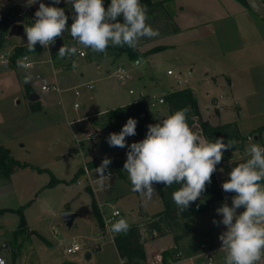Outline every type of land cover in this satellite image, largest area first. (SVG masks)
<instances>
[{"label": "rangeland", "instance_id": "374dc122", "mask_svg": "<svg viewBox=\"0 0 264 264\" xmlns=\"http://www.w3.org/2000/svg\"><path fill=\"white\" fill-rule=\"evenodd\" d=\"M16 1L0 0V11L10 10L16 15L0 53L3 49L12 52L14 46L28 43L25 28L35 22L41 2L65 10L69 19L61 38L64 45H75L78 51L74 56L60 57L59 52L51 55L45 46L28 53L32 66L27 70L17 65L21 57L14 62L10 59L7 67L0 64V144L21 164L9 179L0 174V209H3L0 256L6 264H57L67 259L78 260L79 264H122L113 235L103 226V221L116 208L128 224L142 222L162 210L163 205L156 191L151 199L133 192L127 172L120 175L115 169L120 163L110 165L108 170L115 173L110 181L100 180L95 172L98 167L88 168L94 190L80 168L93 158H113L126 150L127 147L109 146L106 138L112 132L97 122L95 115L140 97H159L188 87L195 93L201 119L214 125L221 122L235 125L238 140L233 148L223 152L215 171L222 204L227 201L232 206L236 194L225 193L222 184L229 179L233 167L249 159L247 146L258 143L264 148V19L261 16L236 0H152L159 6L146 10V24L158 35L142 37L138 43L144 51L150 46L164 47L131 59L124 52L118 54L111 42L106 53L76 44L70 34L74 11L67 0H61L58 5L53 0H37L31 11L25 9L26 0ZM118 20L122 23L123 17ZM19 25L23 33L17 32ZM172 29L175 31L171 34ZM80 51L85 56H80ZM119 65L128 72V79L118 80L115 72ZM168 70L186 82L176 83ZM29 75L31 81L25 83V76ZM41 78L54 83L60 91L41 90ZM88 82L93 84L92 89L84 86ZM75 88L80 92L78 96L74 94ZM30 92L37 99L32 100ZM75 102L79 107H74ZM160 108L161 104L149 106L155 113ZM88 121L99 123L102 128H92ZM193 128L194 133L202 136L198 124ZM93 130H99L100 136L89 141L86 135ZM130 139L131 136L126 137L127 145ZM78 179L80 184L76 182ZM260 183L264 186V180ZM20 208L27 229L14 237ZM216 209L212 207L194 217L180 219L177 231H184L183 224H188L185 228L188 235L175 252L181 251V257L198 254L176 264H208L202 243L214 247L209 254L210 264H225L226 253L215 248L227 228L218 227L220 232L214 233L217 226L213 220L223 219ZM243 211L241 207L237 215ZM66 212L74 213L71 226L62 219ZM31 229L49 241L50 246L31 234ZM73 242L81 249L66 253L64 249ZM172 243L171 235L147 241L148 264L152 260L151 252ZM56 256L60 259H53ZM260 264H264V256Z\"/></svg>", "mask_w": 264, "mask_h": 264}, {"label": "clouds", "instance_id": "9594fccd", "mask_svg": "<svg viewBox=\"0 0 264 264\" xmlns=\"http://www.w3.org/2000/svg\"><path fill=\"white\" fill-rule=\"evenodd\" d=\"M37 0H26L25 7H31ZM61 0H53L60 4ZM71 4L74 15L70 34L76 44L90 48L93 52L106 53L112 46L127 45L135 49L142 37H154L158 32L146 24V9L140 0H111L107 9L104 0H67ZM123 17V22L118 18ZM69 17L65 10L55 6L39 3L35 12V22L25 28L29 52L35 51L36 45L42 47L52 44L57 37L67 30ZM78 48L64 45L59 49V56H74ZM83 53H81L82 55ZM27 55L17 61L18 67L25 70L31 68ZM77 65L73 62V67ZM31 76H25V83ZM186 110H178L163 121L149 124L146 138L140 142L127 145L126 137L136 135L137 120L129 118L119 133H111L107 138L110 147L128 148L124 171L132 184V191L141 197L151 199L155 189L154 183H162L166 187L180 184L173 192L172 199L181 212L187 210L192 202L197 201L211 183L216 166L223 159V152L231 149L236 141L217 139L209 142L194 133L186 122ZM223 150V151H222ZM249 156L246 162L234 167L229 179L222 184L225 193H235L232 206L225 201L216 209L220 221L227 231L219 239L222 242L220 251L226 253L225 264H257L264 256V148L258 143L245 148ZM111 159L105 157L101 165L95 169L100 180L106 177ZM245 211L237 215V210ZM235 221V222H234ZM127 222L120 219L111 225L115 233L126 231Z\"/></svg>", "mask_w": 264, "mask_h": 264}, {"label": "trees", "instance_id": "16d2710c", "mask_svg": "<svg viewBox=\"0 0 264 264\" xmlns=\"http://www.w3.org/2000/svg\"><path fill=\"white\" fill-rule=\"evenodd\" d=\"M241 3L245 8L251 10L247 0H236ZM264 5V0H260ZM111 0H104V6L110 5ZM141 6L146 10L149 7L159 6V3L152 0H140ZM15 13L9 11H0V47L2 46L6 33L13 23ZM175 31V29H172ZM117 50V53H126L129 58L136 59L144 54L151 53L162 49L163 45L152 47L147 51H141L139 49V43L135 49L124 46H111ZM42 46L37 44L35 51L41 49ZM30 53L27 50L26 44L16 45L10 55V59L14 62L16 59L28 55ZM164 104L167 108V114L161 118H155L152 111L149 109V104L145 100H134L126 105L117 106L107 110L102 117L104 126L109 128L112 133H119L123 126L127 123L129 118L137 120L136 135L131 145L134 142H140L146 138L149 124H157L163 121L168 116L174 114L178 110H186V122L193 131V125L197 123L199 125L202 137L209 142H215L217 139H223L225 144L228 141H237L238 132L235 125L231 122L224 124L212 125L207 120L200 118V112L197 104L196 97L192 89L185 87L176 90H172L163 95ZM128 148L121 153H118L111 159L112 162L122 163L121 158L124 153H127ZM104 158H93L86 162L87 168L99 167ZM245 161H241L243 163ZM239 163V164H240ZM112 164V163H111ZM110 164V165H111ZM21 164L15 160L8 148L0 144V174H3L6 179H9L11 174ZM109 165V167H110ZM234 168V167H233ZM116 171L121 175V166L118 168L115 166ZM80 171L84 172V168H80ZM154 189L163 205L162 210L156 212L146 218L142 222H136L128 225L126 231L119 232L113 237V243L116 247L119 257L122 260V264H147L146 251L144 248V242L146 239H152L158 236H162L168 233L173 234L175 242H178L182 237L188 235L186 227L188 224H183L184 231L179 230L180 219L191 218L200 213L209 210L212 207L219 208L222 205V191L218 184L215 172L212 174L211 183L206 184V190L202 193L201 197L192 202L189 208L183 212L179 210L177 205L172 199L173 192L177 191L181 185L173 184L166 187L162 183H154ZM93 206L95 207L94 200ZM3 209H0V211ZM9 210H12L9 208ZM20 214V220L17 229L13 232L15 237L17 234L24 232L27 229L26 222L24 220L21 208L18 209ZM100 220V218H99ZM31 234H34L38 239L45 243L46 246H50V242L47 241L37 231L31 229ZM144 234L147 236L144 238ZM165 253H163L164 256ZM15 256H13L14 258ZM57 264H79L71 260H62Z\"/></svg>", "mask_w": 264, "mask_h": 264}, {"label": "built area", "instance_id": "2783aa9c", "mask_svg": "<svg viewBox=\"0 0 264 264\" xmlns=\"http://www.w3.org/2000/svg\"><path fill=\"white\" fill-rule=\"evenodd\" d=\"M18 15L20 16L21 14L18 13ZM81 53H83V54L81 55ZM79 54H80V56H85V53L83 51H80ZM22 57H24V56H22ZM25 62L31 64V62L29 61V59L27 61H25ZM9 63H10V53L7 52V51H3L0 54V64L3 67H7L9 65ZM115 73H116V76H117L118 80H125V79H128L129 78L128 72L121 65H119L116 68V72ZM167 73L168 74H172V71L171 70H168ZM41 81H42V83H41V90L47 91V90L55 89L57 91H60L58 89V87L55 86L54 83H48L45 80V78H41ZM84 86L87 89H92L93 88V84L90 83V82L84 84ZM129 92L132 93V90H130ZM74 93H75L76 96L80 94V92H79V90L77 88L74 89ZM138 100H145V101H147L148 104H149V106H151V107H154L155 105L164 102V98L163 97H156L154 99H145V98L140 97V99H138ZM74 107L75 108L79 107V103L78 102H75L74 103ZM99 136H100V132L95 131V132L89 133L87 135V138H89V139H92L93 138L94 139V138L99 137ZM83 168H84V173L89 178V175H88L89 169L86 167L85 162H84ZM104 175L105 176H108V177H106L104 179L106 181H110V180H112L115 177V173L112 172V171H110V170L106 171ZM89 181H90V184L93 183V181L90 178H89ZM104 187L106 188V187H108V185H104ZM120 219H122V212L119 209L114 208L112 210L110 216L103 221V226L106 228V230L109 233H111L113 235V237L116 234H118V233H115V232H113L111 230V225L114 224L116 221H118ZM127 225H129V224L127 223ZM113 237H112V239H113ZM201 248L207 249V244L202 243L201 244ZM221 248H222V242L220 241L217 244L216 249L217 250H221ZM80 249H81V246L77 242H73L71 245L67 246L64 250H65L66 253H74V252L79 251ZM209 252H210L209 250L206 251V254L208 256V261H209L208 264H210L211 261H212V257H211V255H209L210 254ZM0 264H6L5 263V260H4V258L2 256H0ZM150 264H163L162 263V257H161V255L158 254V255L153 256V259L150 262ZM257 264H260V261H258Z\"/></svg>", "mask_w": 264, "mask_h": 264}, {"label": "crops", "instance_id": "0c3cea01", "mask_svg": "<svg viewBox=\"0 0 264 264\" xmlns=\"http://www.w3.org/2000/svg\"><path fill=\"white\" fill-rule=\"evenodd\" d=\"M16 1V0H15ZM16 3H17V1H16ZM19 4V3H18ZM21 5V4H20ZM25 8V7H24ZM27 11L29 10V11H31V9H30V7H26L25 8ZM22 15V14H21ZM20 15V16H21ZM18 16V15H17ZM19 17V16H18ZM15 18V17H14ZM14 20V19H13ZM171 34H172V32H171ZM141 46H139V49H141L140 48ZM153 46H150V48H152ZM143 48V47H142ZM150 48H148V49H150ZM3 51H7V50H5V49H3L2 51H1V53L3 52ZM141 51H144V50H141ZM8 52V51H7ZM0 53V54H1ZM10 53V55H11V53L12 52H9ZM52 55V54H51ZM27 57H28V55H27ZM22 59H23V57H21ZM17 61V60H16ZM31 65H32V63H31ZM172 74L174 75V73L172 72ZM172 74H170V75H172ZM38 76V75H37ZM130 77V76H129ZM174 78H175V82L176 83H185L186 82V80H184L183 82H182V80L179 78V76H177V75H174ZM27 88H28V86H27ZM180 89V88H179ZM174 90H176V89H174ZM172 91V90H171ZM169 92V91H168ZM130 93V92H129ZM133 93V92H132ZM194 93V92H193ZM31 94H33V93H31L30 92V95ZM75 94V93H74ZM194 95H195V93H194ZM36 96V95H35ZM78 96V95H77ZM159 97H163V96H159ZM154 98H156V97H151V98H147V99H154ZM35 99H37V96H36V98ZM34 99V100H35ZM40 103V102H39ZM129 102H127V103H125V104H122V105H126V104H128ZM159 104H161L162 105V108H160L159 109V112L158 113H155V112H152L153 114H154V116H155V118H161V117H164L166 114H167V108H166V106H165V104H164V102L163 103H159ZM122 105H119V106H122ZM158 105V104H157ZM157 105H155L154 107H156ZM40 107H41V105H40ZM42 108V107H41ZM112 108H114V107H112ZM111 109V108H110ZM107 110H109V109H105V110H101V111H98L97 113H96V115L95 116H98V119L96 120L97 122L98 121H100L101 123H103V118L104 117H102V115L107 111ZM93 115V114H92ZM100 117V118H99ZM203 120V119H202ZM208 121V120H207ZM210 123V122H209ZM224 123H228V122H221V123H219V124H224ZM197 124V123H196ZM87 125L88 126H91L92 128H96V129H100L99 127H101V125L98 123V124H96L95 122L93 123V124H91V122L90 121H88L87 122ZM212 125H214V124H212ZM102 128V127H101ZM95 131H99V130H93V131H91V132H95ZM91 132H89V133H91ZM100 132V131H99ZM133 138H134V136H131V142H132V140H133ZM86 139L87 140H89V138H87V135H86ZM90 140H92V139H90ZM89 140V141H90ZM81 142H79V144H80ZM81 145H82V143H81ZM126 160H127V155L126 156H123V158H122V160H121V172H122V175H123V172H124V164H125V162H126ZM88 175H89V178H90V173L88 172ZM87 176V175H86ZM88 178V177H87ZM89 178H88V185L90 186V189H92V190H94V189H96V187L94 186V184L93 183H91L90 184V181H89ZM91 179V178H90ZM92 180V179H91ZM78 184H80L81 183V181L78 179L77 181H76ZM154 187V186H153ZM157 212H159V211H157ZM156 213V212H155ZM152 214H154V213H152ZM151 214V215H152ZM150 215V216H151ZM149 217V216H148ZM148 217H146V218H148ZM74 218H75V216H74ZM74 218H73V220H74ZM218 227H220V228H223L224 227V225L223 224H220L219 226H217V228H215L214 229V233H219L220 232V230L218 229ZM226 227H224V229H225ZM34 230V229H33ZM36 231V230H35ZM165 235H171V237H172V240H173V243L172 244H170V245H168L167 247H163V248H161V249H158V250H155V251H153V252H151L150 253V255H151V257H152V259H153V256H155V255H158V254H160L161 255V257H162V263L163 264H176V263H179V262H181L182 260H183V258H185V257H187V258H191L192 256H194V255H196V254H198V252H193V253H188V254H186L185 256H183V257H181L180 255H181V251H176L175 252V249H177V248H179V246L181 245V243L183 242V239L185 238V237H182L178 242H175L174 241V238H173V234L172 233H168V234H165ZM165 235H162V236H165ZM162 236H158V237H155V238H152V239H156V238H159V237H162ZM149 240H151V239H146L145 240V242H144V248H145V243L147 242V241H149ZM203 249V248H202ZM216 249V248H215ZM204 250V249H203ZM207 250H209L210 252V254H211V252H212V250H214V247L212 246V247H210V246H208L207 247V249H205V254H206V251ZM146 251V250H145ZM163 253H165L164 254V256H163ZM117 254H118V252H117ZM119 256V255H118ZM120 258V257H119ZM53 259H55V260H58V259H60V258H57V256L56 257H53ZM121 259V258H120ZM60 261V260H59ZM71 261H74L75 262V260H73V259H71ZM152 261V260H151ZM80 261H76V263H79ZM121 262H122V260H121ZM57 263H59V262H57ZM81 264V263H80ZM147 264H148V262H147Z\"/></svg>", "mask_w": 264, "mask_h": 264}, {"label": "water", "instance_id": "95a60500", "mask_svg": "<svg viewBox=\"0 0 264 264\" xmlns=\"http://www.w3.org/2000/svg\"><path fill=\"white\" fill-rule=\"evenodd\" d=\"M251 10L257 13L264 19V5L260 0H247ZM17 32L23 33V27L17 26ZM64 46V42L61 37H57L56 40L48 46L50 53L53 55L59 52V49ZM36 96L31 94V99L34 100ZM74 213L66 212L62 214V219L66 223L67 226H71L73 223Z\"/></svg>", "mask_w": 264, "mask_h": 264}]
</instances>
